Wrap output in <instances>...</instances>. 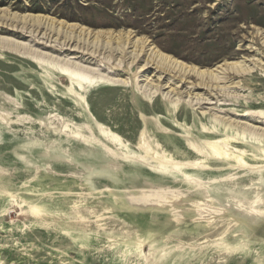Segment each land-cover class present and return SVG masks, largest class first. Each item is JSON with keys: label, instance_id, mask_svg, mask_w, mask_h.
I'll return each instance as SVG.
<instances>
[{"label": "rangeland", "instance_id": "374dc122", "mask_svg": "<svg viewBox=\"0 0 264 264\" xmlns=\"http://www.w3.org/2000/svg\"><path fill=\"white\" fill-rule=\"evenodd\" d=\"M0 10L133 32L201 70L253 63L182 96L152 94L136 65L119 74L126 84L73 99L65 68L2 46L0 264H264V0H0ZM86 44L110 55L103 39Z\"/></svg>", "mask_w": 264, "mask_h": 264}, {"label": "bare ground", "instance_id": "6f19581e", "mask_svg": "<svg viewBox=\"0 0 264 264\" xmlns=\"http://www.w3.org/2000/svg\"><path fill=\"white\" fill-rule=\"evenodd\" d=\"M2 32L6 33V35L0 37V48H3L2 46L5 47V45H8L9 49L10 46H17L20 50L21 48H26V53L30 54L26 58L37 67H45L44 62L48 59L52 63L55 62L56 65L59 64L61 68H65L63 69L64 71L66 70L65 72L57 74L60 85L68 84L72 96L82 91L85 92L86 89L91 87V84L98 82H104L112 86L124 85L126 81L120 79L119 74L129 71V69L134 68L136 65H139L138 73L141 75L140 77L144 78L142 82L148 83L155 90L152 94H158L162 90L171 89L170 94L175 93V95L179 96L183 94L193 95L194 91L204 89V87L208 88L209 83L206 80L207 77H212L211 81L213 83L221 84V82L227 80L228 75L231 73L244 75L251 71L247 67V63L252 62L245 58L240 62L221 64L214 69L201 70L197 67H189L163 54L150 41L137 38L133 32L120 34L93 32L77 25L67 24L40 15H20L12 14L6 10H0V33ZM14 38L20 39L17 40ZM101 39L105 40L107 42V48H110V55L103 59L100 58L107 53V50L103 53L102 51L104 49L101 51L97 48L93 50L92 48L90 49V45L87 47L86 44L90 41L96 44ZM25 40H28L29 44L25 45L23 43ZM261 40H264V37ZM112 44L116 46L113 47ZM255 50L253 47L250 48V52H255ZM55 54H58L59 57L54 56ZM118 55H122L120 60L121 64L123 60L129 61L125 69L122 68L121 64L109 65L105 61L106 59L109 60V58L110 60L114 57L116 58ZM9 68L12 67L10 66ZM171 73H176V75L172 76ZM81 76L91 80L89 81V86L87 84L88 81H84ZM154 77L157 79L153 80ZM191 77L199 78L201 82L193 83L190 81ZM177 81L181 86H176L175 82ZM208 100L210 101V99L199 98V101ZM256 119H262L264 121L261 117H257ZM253 128L256 129L255 127ZM205 140H209V138ZM191 145L192 142H190ZM190 149L193 151V147Z\"/></svg>", "mask_w": 264, "mask_h": 264}]
</instances>
